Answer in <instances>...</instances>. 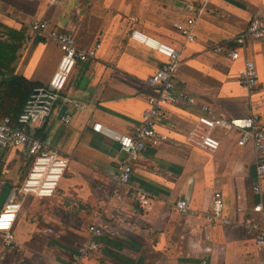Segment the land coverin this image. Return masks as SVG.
Returning <instances> with one entry per match:
<instances>
[{
	"label": "crops",
	"instance_id": "obj_1",
	"mask_svg": "<svg viewBox=\"0 0 264 264\" xmlns=\"http://www.w3.org/2000/svg\"><path fill=\"white\" fill-rule=\"evenodd\" d=\"M263 12L264 0H0V41L14 44L11 32L22 35L11 65L18 78L48 83L62 55L49 33H69L83 50L99 45L94 59L76 64L65 101L29 128L44 148L68 160L54 193L19 196L33 158L25 148H8L1 158L0 210L19 201L21 211L12 227L15 247L0 236V264H260L264 249L255 238L264 216L254 206H264V181L259 197L252 145L240 147L236 132L217 128L219 149L208 154L190 143V131L202 105L215 117L257 115L264 127V39L248 40L237 60L227 55ZM188 19L194 41L175 28ZM36 22L47 25L46 33L33 30ZM132 32L180 51L176 92L188 93L196 105L167 108L130 182L119 185L118 143L94 128L130 134L153 94L146 81L165 61ZM217 46L224 52H214ZM244 59L257 73L251 90L240 84ZM4 98L0 119L11 102ZM135 189L150 197L148 213L135 212ZM215 192L224 204L219 222L206 218ZM178 201L187 203L186 214L177 211ZM93 224L104 229L99 248L75 261Z\"/></svg>",
	"mask_w": 264,
	"mask_h": 264
},
{
	"label": "built area",
	"instance_id": "obj_2",
	"mask_svg": "<svg viewBox=\"0 0 264 264\" xmlns=\"http://www.w3.org/2000/svg\"><path fill=\"white\" fill-rule=\"evenodd\" d=\"M193 25L194 21L188 19L186 25H175V28L187 41H194ZM31 27L33 30L46 33L47 25L45 23L36 22ZM49 36L57 41L62 52L50 80L47 84L33 89L16 117L5 116L0 119V162L8 148H25L27 154L33 158L26 178L17 191V194L22 197L29 194L37 197H50L63 176L68 160L55 151L44 148L43 143L30 134L29 128L45 120L53 112L58 102L65 101L62 92L76 64L94 59L99 47V45H95L89 50L80 49L77 47L74 37L65 32L49 33ZM131 36L162 55L165 61L146 81L153 94L146 99L142 122L130 134H116L115 138L110 136L118 143V150L123 158L114 176V181L119 185L130 182L134 163L144 151L147 143L155 139L156 125L163 118L167 108L180 103L196 105L195 99L188 93L176 92L175 76L181 63L180 51L171 45L145 39L136 32H132ZM263 39L264 12L259 17L252 19L246 30L234 39L235 47L227 52V55L230 59L237 60L244 55L248 40ZM223 48L217 46L214 48V52H224ZM240 84L248 90L257 85V73L251 60L244 59L243 69L240 72ZM200 108L203 114L197 118L190 131V143L201 151L213 154L220 146L218 139L212 136L214 129L223 128L236 132L238 146L252 145L253 147L256 160V184L253 191L255 195L261 197L263 194L261 183L264 181V127L258 126V116L215 117L212 115L210 107L202 105ZM94 131L107 135L101 125H96ZM131 196L136 203L135 212L148 213L151 210L152 201L145 192L135 189L131 191ZM223 206L221 193L215 192L211 201L210 213L206 215V218L209 221H221ZM175 207L180 214H186L188 211L185 201H178ZM20 211L21 202L19 201H9L0 210V236L6 247H15L12 227ZM254 211L264 216V206L261 202L254 206ZM103 231L104 229L99 224L88 226V243L79 249L73 259L80 261L95 253L99 248V239L103 235ZM255 244L264 249V228H258ZM260 264H264V258Z\"/></svg>",
	"mask_w": 264,
	"mask_h": 264
},
{
	"label": "trees",
	"instance_id": "obj_3",
	"mask_svg": "<svg viewBox=\"0 0 264 264\" xmlns=\"http://www.w3.org/2000/svg\"><path fill=\"white\" fill-rule=\"evenodd\" d=\"M14 44L0 41V99L11 100L3 117H16L22 110L33 89L38 85L13 75L11 65L16 59V51L21 46L22 35L11 32ZM18 42V43H17ZM2 117V118H3Z\"/></svg>",
	"mask_w": 264,
	"mask_h": 264
},
{
	"label": "bare ground",
	"instance_id": "obj_4",
	"mask_svg": "<svg viewBox=\"0 0 264 264\" xmlns=\"http://www.w3.org/2000/svg\"><path fill=\"white\" fill-rule=\"evenodd\" d=\"M104 131L107 133V135H109V136H111V137H117V135L116 134H114L113 132H111V131H109V130H107V129H104Z\"/></svg>",
	"mask_w": 264,
	"mask_h": 264
},
{
	"label": "water",
	"instance_id": "obj_5",
	"mask_svg": "<svg viewBox=\"0 0 264 264\" xmlns=\"http://www.w3.org/2000/svg\"><path fill=\"white\" fill-rule=\"evenodd\" d=\"M65 110H66V107L63 106V107L61 108V110L59 111V116H60L61 114H63Z\"/></svg>",
	"mask_w": 264,
	"mask_h": 264
},
{
	"label": "rangeland",
	"instance_id": "obj_6",
	"mask_svg": "<svg viewBox=\"0 0 264 264\" xmlns=\"http://www.w3.org/2000/svg\"><path fill=\"white\" fill-rule=\"evenodd\" d=\"M215 133H217V130H213V132H212V136H215L216 137V134Z\"/></svg>",
	"mask_w": 264,
	"mask_h": 264
}]
</instances>
